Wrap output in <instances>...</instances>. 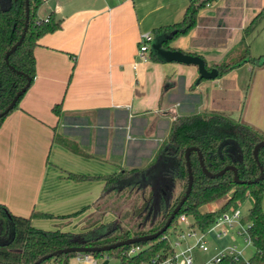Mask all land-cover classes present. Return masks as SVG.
I'll return each instance as SVG.
<instances>
[{"label":"crops","instance_id":"0c3cea01","mask_svg":"<svg viewBox=\"0 0 264 264\" xmlns=\"http://www.w3.org/2000/svg\"><path fill=\"white\" fill-rule=\"evenodd\" d=\"M189 1L41 0L37 15L53 14L61 25L38 40L35 76L0 126V204L18 216L48 213L57 221L51 229L80 231L101 196V177L147 167L177 116L216 111L264 132V67L249 87V62L199 79L194 64L152 59L150 49L139 56L140 35L153 39L155 28L180 21ZM263 6L264 0H214L169 45L207 66L234 61L243 29ZM263 26L247 38L249 52ZM57 103L59 115L52 110ZM68 172L88 177L77 181Z\"/></svg>","mask_w":264,"mask_h":264},{"label":"trees","instance_id":"16d2710c","mask_svg":"<svg viewBox=\"0 0 264 264\" xmlns=\"http://www.w3.org/2000/svg\"><path fill=\"white\" fill-rule=\"evenodd\" d=\"M213 1L190 0L180 21L155 28L154 34L172 32L169 38L162 41V47L180 50L171 47L170 42L176 37L188 33L195 26L199 11ZM40 3L41 0H29V18L25 36L20 45L8 57L9 65L15 69L12 70L6 64L4 55L23 31L25 0H9L6 7H2L0 2V112L26 85L27 77L30 78L31 84L35 76L34 48L37 46L38 40L44 34L57 30L61 25V20L56 19L53 14L44 18L37 15ZM263 22L264 6L243 29L241 40L236 47L238 51L243 49V55L234 61H222L220 64L210 66H207L205 62L206 67L208 69L216 68L217 76H221L233 68L249 62L254 67L249 79L250 87L254 71L264 67V56L257 58L250 56L247 38ZM151 58L161 60L153 53H151ZM22 95L17 99L13 109L18 106ZM13 109L0 117V126ZM52 110L56 115H59L61 104H55ZM260 141H264V132L259 128L243 119L237 120L220 112H194L177 116L170 126L169 141L159 150L147 167L120 169L101 177L104 180V187L99 200L95 203V211L87 217L78 232L62 230L59 227L37 228L32 225V218L35 216L47 217L50 214L32 211L29 216H18L0 204V264H32L44 255L61 248L102 246L156 232L163 226L187 187L188 172L184 156L187 147L198 148L208 171L215 173L226 165H233L237 169L240 180H251L260 174L259 166L252 153L255 144ZM258 160L263 168V178L255 183H235L231 170H226L222 175L214 178L206 176L200 166L197 151H192L190 154L193 174L191 191L173 218L170 227L183 213L190 215L199 227H208L224 211L240 207L248 197L253 199L252 206L245 215L246 221L249 223L248 230L254 248L252 255L247 260L241 261H235L225 256L218 264H264V210L262 206L264 147L258 151ZM67 177L80 181L88 176L68 172ZM145 187L149 191L147 193L142 191L138 197V203L134 202L133 204L135 219L129 221L125 227L115 220L108 224L104 223L103 217L107 212L117 213V207L109 204L113 195L121 193L125 189L143 190ZM216 202H220L217 209L201 211L203 206ZM81 212L69 214L66 218H71ZM167 231L166 229L153 240L122 245L105 252L92 254L95 257L103 256L107 260L109 257L117 258L120 264H144L157 252L168 248V243L163 238ZM132 245L140 246V250L136 254L128 256L126 251ZM76 255L75 252L57 254L38 264H69L70 257Z\"/></svg>","mask_w":264,"mask_h":264},{"label":"built area","instance_id":"2783aa9c","mask_svg":"<svg viewBox=\"0 0 264 264\" xmlns=\"http://www.w3.org/2000/svg\"><path fill=\"white\" fill-rule=\"evenodd\" d=\"M151 41L150 33L140 35V57H144L149 51ZM248 228L249 223L242 215L240 207L224 211L205 228L196 225L190 215L180 214L174 225L169 226L167 233L163 235L168 248L160 250L144 264H195L196 252L209 255L199 264H218L225 256L235 261L247 260L249 257H244L245 250L249 246L253 247ZM212 238L226 242L224 245H217L212 242ZM139 250L140 246L132 245L126 254L134 255ZM76 258L88 264H98L97 257L89 252L77 253Z\"/></svg>","mask_w":264,"mask_h":264},{"label":"water","instance_id":"95a60500","mask_svg":"<svg viewBox=\"0 0 264 264\" xmlns=\"http://www.w3.org/2000/svg\"><path fill=\"white\" fill-rule=\"evenodd\" d=\"M28 18H29V0H25V22H24L23 31H22L20 37L18 38V40L5 52V55H4V59H5L6 64H8L9 68L12 70H15V69L11 65H9L8 57L22 42V40L25 36V32L27 30ZM171 33H162V34H159L158 36H156L155 38H153L151 43H150V52L157 55L161 60L166 61V62L167 61L168 62L176 61L179 63L196 65L198 68V72H199V79H211V78H215L217 76V74H218L217 69L216 68L207 69V67L205 65V61L201 56L191 54V53H187V52H183L181 50L163 48L162 47V41L169 38L171 36ZM27 81L28 82L26 83V85L24 87H22L14 95V97L12 98L10 103L6 106V108L0 112V117L7 114L11 109H13V107H14L17 99L19 98V96L21 94H23V92H25L27 87H29V85H30V78L29 77H27ZM262 147H264V141H260V142L256 143L255 146L253 147V150H252L253 157L259 166L260 174H259V176H257L254 179H251V180H240L238 177V174H237V169L233 165H226L224 168H222L221 170H219L218 172H215V173L208 171L207 168L205 167L204 163H203L202 154L198 150V148L194 147V146L187 147L185 149V152H184L185 162H186V167H187V172H188L187 187L185 189L183 196L181 197V199L179 200L177 205L174 207V209L170 213L169 217L167 218V220L165 221V223L163 224V226L159 230H157L156 232H153L151 234L135 236V237L127 238V239L120 240L117 242H113L110 244H105L102 246H71V247L61 248V249H58L56 251H53L50 254L44 255L43 257L39 258L36 262H34L32 264H38L42 260L47 259V258L52 257V256H55L57 254H63V253H69V252H75V253L105 252V251H108L110 249H114L116 247L122 246V245H130V244H134V243H138V242H145V241H149V240H153V239L157 238L159 235H161L170 226L173 218L179 212L181 206L183 205V203L185 202V200L187 199V197L191 191V187H192V183H193V174H192L191 165H190V154L192 151H197L200 166L202 168L203 173L206 176H208L210 178H214V177H218V176L222 175L226 170H231L233 172V181L235 183H248L249 184V183H255V182H257L263 178V168H262V166L258 160V151ZM107 263H108V260H107V258H105L101 264H107Z\"/></svg>","mask_w":264,"mask_h":264},{"label":"rangeland","instance_id":"374dc122","mask_svg":"<svg viewBox=\"0 0 264 264\" xmlns=\"http://www.w3.org/2000/svg\"><path fill=\"white\" fill-rule=\"evenodd\" d=\"M1 2V6L2 7H6L7 4L9 3V0H0ZM263 32L262 34L256 38V37H251L250 39V43H251V48H250V55L252 57L255 56L259 57V55H261L262 53H264L263 49H264V26L261 29ZM241 55H243V49L241 48L240 51H238V57H240ZM264 59V58H263ZM252 75V73H251ZM250 75V76H251ZM245 78L242 79V85H244V80ZM73 161H77V162H85L82 159L78 160L75 159V157H72ZM102 166H104L103 163H100ZM142 191L147 193L149 191V189L146 187L143 188V190L140 189H125L123 192H119L115 195L112 196V198L110 199L109 204H113L114 206L117 207V213L113 214L112 212H107L106 215H104L103 217V221L104 223L108 224L110 222H113L114 220L116 222H118V224H120L121 226L125 227L126 225L129 224V221H131L134 218L133 215V204L134 202L137 204L138 203V197L140 194H142ZM221 202V201H220ZM220 202H216V203H210L207 204L205 206H203L201 208L202 212H206V211H213L214 209H217L220 205ZM253 203V199L252 197H248L241 205H240V210L242 212V215L245 216L249 210V208L252 206ZM78 215V214H77ZM75 215V216H77ZM35 220H32L31 223L32 225H35L36 227H40V228H47V229H51V227L53 226V223H56V219L54 217L48 216V217H41V218H33ZM73 232H78V226L76 228H71L70 229ZM212 242L217 244V245H224L226 240H216L214 238H212ZM254 249L252 246H249L246 248L245 250V258H248L252 255ZM196 258H195V264H199L202 260L208 258V254L205 253H200V252H196ZM97 261L98 264H101L104 261L103 256H98L97 257ZM69 264H88L85 261H79L76 256H72L69 259ZM107 264H120V261L117 258L114 257H109L108 258V263Z\"/></svg>","mask_w":264,"mask_h":264}]
</instances>
